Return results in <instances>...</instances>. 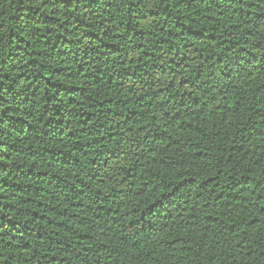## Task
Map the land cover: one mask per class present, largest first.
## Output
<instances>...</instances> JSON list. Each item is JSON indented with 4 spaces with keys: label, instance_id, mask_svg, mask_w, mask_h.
I'll return each mask as SVG.
<instances>
[{
    "label": "trees",
    "instance_id": "16d2710c",
    "mask_svg": "<svg viewBox=\"0 0 264 264\" xmlns=\"http://www.w3.org/2000/svg\"><path fill=\"white\" fill-rule=\"evenodd\" d=\"M0 264H264V0H0Z\"/></svg>",
    "mask_w": 264,
    "mask_h": 264
}]
</instances>
